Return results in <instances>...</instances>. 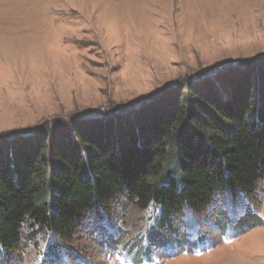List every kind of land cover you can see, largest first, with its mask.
Returning <instances> with one entry per match:
<instances>
[{"label":"rangeland","instance_id":"rangeland-1","mask_svg":"<svg viewBox=\"0 0 264 264\" xmlns=\"http://www.w3.org/2000/svg\"><path fill=\"white\" fill-rule=\"evenodd\" d=\"M263 57L264 0H0V142L55 120L124 116L168 94L230 98L229 80ZM260 187L245 218L251 202L231 215L228 191L197 214L122 198L112 229L92 212L60 250L77 252L74 264H264ZM27 238L11 264H39L48 237Z\"/></svg>","mask_w":264,"mask_h":264},{"label":"trees","instance_id":"trees-1","mask_svg":"<svg viewBox=\"0 0 264 264\" xmlns=\"http://www.w3.org/2000/svg\"><path fill=\"white\" fill-rule=\"evenodd\" d=\"M258 61L229 80L230 98L168 94L124 116L55 120L34 136L1 141L0 264L12 263L25 236L43 235L39 264H74L77 252L60 249L72 246L92 212L112 229L109 211L122 198L121 207L127 200L168 215L197 214L228 191L231 215L246 202L241 217L256 214L264 181V57Z\"/></svg>","mask_w":264,"mask_h":264}]
</instances>
